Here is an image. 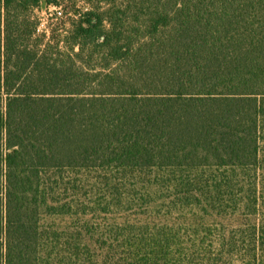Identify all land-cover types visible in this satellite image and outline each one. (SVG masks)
Returning a JSON list of instances; mask_svg holds the SVG:
<instances>
[{
  "label": "trees",
  "instance_id": "16d2710c",
  "mask_svg": "<svg viewBox=\"0 0 264 264\" xmlns=\"http://www.w3.org/2000/svg\"><path fill=\"white\" fill-rule=\"evenodd\" d=\"M80 1L0 0V264H264V0Z\"/></svg>",
  "mask_w": 264,
  "mask_h": 264
},
{
  "label": "rangeland",
  "instance_id": "374dc122",
  "mask_svg": "<svg viewBox=\"0 0 264 264\" xmlns=\"http://www.w3.org/2000/svg\"><path fill=\"white\" fill-rule=\"evenodd\" d=\"M77 1H79L78 3L79 7H85L84 2L80 0ZM54 11H58V16L62 12L61 9L55 10L53 7L48 8L46 6H42L41 9L35 11V15L39 17V19L42 21L43 24H46L47 22L52 23V21H49L48 18L52 13H54ZM234 228L235 227L231 225L227 226L228 233H232V232L234 233L236 231ZM208 257L212 260L210 264H243L242 258L239 256V252H236V250L232 252L231 255L230 253L227 252L226 253L221 252L220 249L217 247L211 251L209 250L207 252H199L196 256L199 262L202 260V262L199 264H209L206 261Z\"/></svg>",
  "mask_w": 264,
  "mask_h": 264
}]
</instances>
